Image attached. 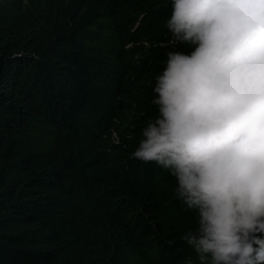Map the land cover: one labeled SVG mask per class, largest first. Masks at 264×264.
I'll return each mask as SVG.
<instances>
[{
	"label": "trees",
	"instance_id": "16d2710c",
	"mask_svg": "<svg viewBox=\"0 0 264 264\" xmlns=\"http://www.w3.org/2000/svg\"><path fill=\"white\" fill-rule=\"evenodd\" d=\"M170 0H0V264H182L175 179L132 156Z\"/></svg>",
	"mask_w": 264,
	"mask_h": 264
},
{
	"label": "clouds",
	"instance_id": "9594fccd",
	"mask_svg": "<svg viewBox=\"0 0 264 264\" xmlns=\"http://www.w3.org/2000/svg\"><path fill=\"white\" fill-rule=\"evenodd\" d=\"M176 45L132 156L175 179L182 264H264V0H170Z\"/></svg>",
	"mask_w": 264,
	"mask_h": 264
}]
</instances>
